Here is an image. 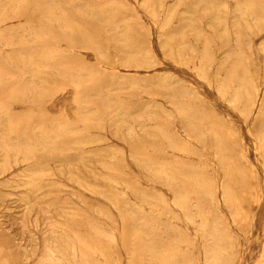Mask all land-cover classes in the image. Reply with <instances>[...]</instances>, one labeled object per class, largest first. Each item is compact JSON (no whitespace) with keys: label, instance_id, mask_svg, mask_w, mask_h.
I'll list each match as a JSON object with an SVG mask.
<instances>
[{"label":"rangeland","instance_id":"rangeland-1","mask_svg":"<svg viewBox=\"0 0 264 264\" xmlns=\"http://www.w3.org/2000/svg\"><path fill=\"white\" fill-rule=\"evenodd\" d=\"M263 45L264 0H0V264H264Z\"/></svg>","mask_w":264,"mask_h":264},{"label":"bare ground","instance_id":"bare-ground-1","mask_svg":"<svg viewBox=\"0 0 264 264\" xmlns=\"http://www.w3.org/2000/svg\"><path fill=\"white\" fill-rule=\"evenodd\" d=\"M24 1V0H23ZM53 2V1H52ZM18 3V2H17ZM225 6V5H224ZM38 34V33H37ZM241 45V44H240ZM205 46V45H204ZM190 49H193V48H190ZM263 49H264V45H263ZM241 54V53H240ZM32 63V62H31ZM34 67V66H33ZM32 67H30V69H31ZM76 71V70H75ZM24 73V72H23ZM78 73V72H77ZM79 73H80V70H79ZM204 73V72H203ZM148 75V74H147ZM122 77V76H121ZM76 84V83H75ZM78 84H80V83H77L76 84V86L78 85ZM255 85V84H254ZM78 87V86H77ZM79 89V88H78ZM178 92L181 94V95H183V96H187V97H190L191 96V93H193V91H191L187 86H185V85H183V84H180L179 85V88H178ZM193 96V95H192ZM187 99V98H186ZM253 105H255V102L253 103ZM252 105V106H253ZM190 109V108H189ZM200 112V111H199ZM42 126V125H41ZM173 133L174 134H176V135H180L178 132H176V131H173ZM56 135V134H55ZM214 135V134H213ZM42 143L43 144H45V145H48L51 141L50 140H48V139H46L45 138V136H42ZM5 144H8V142H4ZM20 143H22L21 141L20 142H16V143H14V144H16V145H19ZM51 145V144H50ZM29 149V148H28ZM14 150V149H13ZM29 151V150H28ZM117 172V171H116ZM165 174V176L167 177V180H168V183H171V184H173V185H175V187L177 186V182L175 181V178H174V176H171V174L170 173H168V172H165L164 173ZM181 176V175H180ZM177 183V184H176ZM36 184V183H35ZM172 185V186H173ZM56 186V185H55ZM180 190H177V192H179ZM162 193V192H161ZM49 194V193H48ZM183 198H185V197H183ZM187 198V197H186ZM204 199V198H203ZM182 201V200H181ZM209 201H210V205H213V204H215V202H216V197L214 196V195H211V197H210V199H209ZM158 202V201H157ZM124 203H126V201H124ZM179 203V202H178ZM182 206V205H181ZM188 206V205H187ZM191 206V205H190ZM189 206V207H190ZM130 210V212H131V217H132V219L135 221V222H137V223H139V219H141V218H143L144 217V214H143V212L138 208V207H135V208H131V209H129ZM190 212V211H189ZM194 213V212H193ZM143 214V215H142ZM185 215V214H184ZM150 220V219H149ZM152 220V219H151ZM147 221V220H146ZM145 221V222H146ZM204 221H205V219H204ZM204 221H203V223H204ZM148 222V221H147ZM152 222H153V220H152ZM205 223H206V221H205ZM150 225H153V224H150ZM202 225H204V224H202ZM153 227H154V229H155V225H153ZM97 228V227H96ZM151 228H152V226H151ZM205 228V227H204ZM150 229V228H149ZM200 229V228H199ZM217 229V228H216ZM201 230V229H200ZM159 231V230H158ZM172 231V230H171ZM202 231H203V229H202ZM95 232V231H94ZM204 232V231H203ZM217 232V231H216ZM141 233V232H140ZM150 233H152V232H150ZM154 233H155V231H154ZM154 233H152L153 235H150V234H147L148 235V240H149V248H150V251H151V255H153V254H155V252L157 251V241H156V238H155V234ZM158 234V233H157ZM212 235H213V231H212ZM211 237V236H210ZM143 240V239H142ZM62 241V240H61ZM221 241V240H220ZM207 242V241H206ZM185 243V242H184ZM50 244V243H49ZM70 246V245H69ZM68 246V247H69ZM73 247V246H72ZM47 248H48V246H47ZM52 248V247H51ZM51 248H48V249H51ZM54 248V247H53ZM74 248V247H73ZM73 248H71V250L73 249ZM90 248V247H89ZM204 256H205V260H206V262H207V264H224V263H222V261H221V257H220V250L222 249V246L220 245V243L219 242H216V243H213V240H211V241H209L208 243H206L205 245H204ZM53 251V250H52ZM48 252H50V251H48ZM174 252V251H173ZM51 253V252H50ZM166 253V252H165ZM177 253V252H176ZM184 253V252H183ZM54 254V253H53ZM161 254V253H160ZM54 255H56V254H54ZM165 255V254H164ZM50 259H51V264H53V263H56V264H64V262H63V260H59L58 258L56 259H54L53 257H51L50 256ZM161 259H162V257H161ZM184 259V258H183ZM171 261H173V258H171L170 259ZM185 260V259H184ZM48 261H49V259H48ZM73 261V260H72ZM162 261V260H161ZM170 261V262H171ZM155 264H156V262L155 261H153ZM169 262V261H168ZM187 262V261H186ZM190 262V261H189ZM49 263H50V261H49ZM172 263V262H171ZM175 263V262H174ZM188 263V262H187ZM191 263V262H190ZM197 264H200V262L199 263H197Z\"/></svg>","mask_w":264,"mask_h":264}]
</instances>
